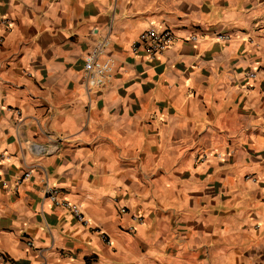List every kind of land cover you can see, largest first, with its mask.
Masks as SVG:
<instances>
[{
  "label": "clouds",
  "instance_id": "obj_1",
  "mask_svg": "<svg viewBox=\"0 0 264 264\" xmlns=\"http://www.w3.org/2000/svg\"><path fill=\"white\" fill-rule=\"evenodd\" d=\"M5 7L0 264H264V0Z\"/></svg>",
  "mask_w": 264,
  "mask_h": 264
},
{
  "label": "crops",
  "instance_id": "obj_2",
  "mask_svg": "<svg viewBox=\"0 0 264 264\" xmlns=\"http://www.w3.org/2000/svg\"><path fill=\"white\" fill-rule=\"evenodd\" d=\"M7 13H8V8L7 7H5L4 9H0V18L7 19ZM9 24H11V21H9ZM260 86H261L262 89H264V81L261 82ZM36 150H37V146H33V151H36ZM256 150L259 151V149H256ZM2 166L3 165L0 164V167H2Z\"/></svg>",
  "mask_w": 264,
  "mask_h": 264
},
{
  "label": "built area",
  "instance_id": "obj_3",
  "mask_svg": "<svg viewBox=\"0 0 264 264\" xmlns=\"http://www.w3.org/2000/svg\"><path fill=\"white\" fill-rule=\"evenodd\" d=\"M23 178V177H22Z\"/></svg>",
  "mask_w": 264,
  "mask_h": 264
}]
</instances>
